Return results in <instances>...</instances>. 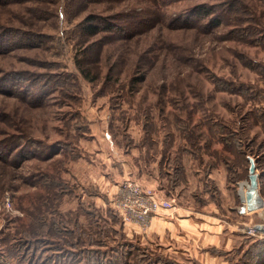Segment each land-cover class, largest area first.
I'll return each mask as SVG.
<instances>
[{"label": "rangeland", "instance_id": "obj_1", "mask_svg": "<svg viewBox=\"0 0 264 264\" xmlns=\"http://www.w3.org/2000/svg\"><path fill=\"white\" fill-rule=\"evenodd\" d=\"M163 1L0 0V264H264V0ZM126 180L175 234L123 221Z\"/></svg>", "mask_w": 264, "mask_h": 264}, {"label": "built area", "instance_id": "obj_2", "mask_svg": "<svg viewBox=\"0 0 264 264\" xmlns=\"http://www.w3.org/2000/svg\"><path fill=\"white\" fill-rule=\"evenodd\" d=\"M7 203L10 207L9 198ZM115 207L124 222L146 230L151 226L154 216L173 209L174 204L169 199L160 197L155 191L144 189L132 180H126L119 187ZM246 232L250 236L264 237V223L247 226Z\"/></svg>", "mask_w": 264, "mask_h": 264}, {"label": "trees", "instance_id": "obj_3", "mask_svg": "<svg viewBox=\"0 0 264 264\" xmlns=\"http://www.w3.org/2000/svg\"><path fill=\"white\" fill-rule=\"evenodd\" d=\"M163 2H164L163 0H157V2H154V4L157 3L156 4L157 7L162 8ZM197 11H198L197 13H200L201 14L200 16H202V17H206V16H209L211 14V11L209 10V7L206 4H203L202 6L199 5ZM89 17L90 18L87 19L86 24H83V27L81 29V32L83 34L82 37H84V38L85 37L89 38V37L95 36L96 34L101 32L104 28L106 29V27L110 28L112 30H114V29L117 30V27L114 25L109 24L106 26V22H104L103 19L98 20V18L95 16H89ZM89 50H90V48L83 50V55L87 56L89 54ZM78 61H77V65H78L79 69L81 70V72L84 74L85 78H87L90 81L93 80L92 77H89V74L86 72V70L84 68H82L83 66H82L81 61L80 60H78ZM257 245H260L262 247V250H264V242H260ZM262 252H260V253L262 254Z\"/></svg>", "mask_w": 264, "mask_h": 264}, {"label": "crops", "instance_id": "obj_4", "mask_svg": "<svg viewBox=\"0 0 264 264\" xmlns=\"http://www.w3.org/2000/svg\"><path fill=\"white\" fill-rule=\"evenodd\" d=\"M174 210H177V208L174 207L173 209H171L169 211L172 213ZM177 214L182 215V212L178 211V212L174 213V215H175L174 217H176ZM187 216H189V218H187ZM183 217H185V219L183 218L184 222H182L183 223L182 225H186V227H188L190 229H192V227H195L196 229H198L195 226V223L192 224L191 215H184ZM157 228H159V229L160 228L161 229L164 228L162 233H164V232L166 233V232L169 231L171 234H175L177 225L174 222V220L167 219V217H165L163 214H159V215L154 216L153 219H152L150 233H153V231H155L153 229H157ZM196 229H194V230H196ZM189 231L192 232V230H189ZM147 233H149V232H147ZM187 237H191V233L190 232H188Z\"/></svg>", "mask_w": 264, "mask_h": 264}, {"label": "bare ground", "instance_id": "obj_5", "mask_svg": "<svg viewBox=\"0 0 264 264\" xmlns=\"http://www.w3.org/2000/svg\"><path fill=\"white\" fill-rule=\"evenodd\" d=\"M245 202H247L250 207H256L263 204L262 197L257 193L254 183L247 184L246 190H242Z\"/></svg>", "mask_w": 264, "mask_h": 264}, {"label": "water", "instance_id": "obj_6", "mask_svg": "<svg viewBox=\"0 0 264 264\" xmlns=\"http://www.w3.org/2000/svg\"><path fill=\"white\" fill-rule=\"evenodd\" d=\"M250 166H249V174L251 182L255 184V189H257V173H256V161L255 158L252 156H249ZM257 193L259 194L258 190Z\"/></svg>", "mask_w": 264, "mask_h": 264}]
</instances>
